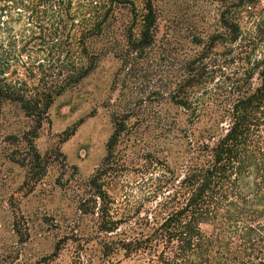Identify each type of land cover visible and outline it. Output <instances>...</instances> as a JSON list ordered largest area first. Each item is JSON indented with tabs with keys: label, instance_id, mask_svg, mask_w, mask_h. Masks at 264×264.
I'll use <instances>...</instances> for the list:
<instances>
[{
	"label": "trees",
	"instance_id": "16d2710c",
	"mask_svg": "<svg viewBox=\"0 0 264 264\" xmlns=\"http://www.w3.org/2000/svg\"><path fill=\"white\" fill-rule=\"evenodd\" d=\"M214 1V28L192 35L199 50L170 98L189 110L190 97L211 84L214 110L195 109L196 122L207 116V125L185 133L176 164L166 149L147 212L115 218L102 180L129 113L112 115L106 156L88 180L96 247L75 235L72 264H93L94 253L101 264H264V0ZM156 2L0 0V118L10 107L28 122L8 141L18 146L11 160L28 168L31 182L45 174L34 142L54 102L101 58L125 63L153 48Z\"/></svg>",
	"mask_w": 264,
	"mask_h": 264
},
{
	"label": "rangeland",
	"instance_id": "374dc122",
	"mask_svg": "<svg viewBox=\"0 0 264 264\" xmlns=\"http://www.w3.org/2000/svg\"><path fill=\"white\" fill-rule=\"evenodd\" d=\"M156 7L153 48L125 63L114 55L101 58L93 73L54 102L34 142L47 162L38 182L30 181L27 167L11 160L18 146L8 138L18 136L28 122L5 108L0 118V264H72L75 235L81 244L96 247L95 199L88 180L106 156L112 115L129 113L102 180L115 218L147 212L166 149L176 164L185 133L196 134L207 125V116L196 122L195 109L203 103L207 112L214 110L211 84L205 95L190 97L189 110L170 98L185 63L199 50L192 35L214 28L217 2L157 0ZM94 255L93 264H101Z\"/></svg>",
	"mask_w": 264,
	"mask_h": 264
}]
</instances>
